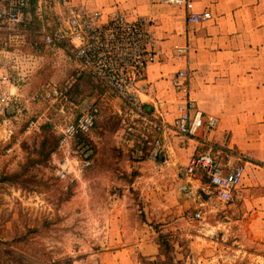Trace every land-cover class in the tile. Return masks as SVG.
I'll return each instance as SVG.
<instances>
[{"label":"rangeland","instance_id":"374dc122","mask_svg":"<svg viewBox=\"0 0 264 264\" xmlns=\"http://www.w3.org/2000/svg\"><path fill=\"white\" fill-rule=\"evenodd\" d=\"M36 4L30 0L33 24L49 0ZM53 29L49 20L31 31ZM40 53H29L24 69H8L22 78V96H13L0 116V264H264V248L256 241L245 245L244 214L230 209L232 200H218L206 184L201 217L185 208L177 187L178 171L188 162L183 142L173 145L166 162L152 160L146 145L126 142V107L111 90L63 45H43ZM47 84L66 100H33ZM91 106L98 108L97 122L82 150L92 163L65 188L49 163L57 127ZM249 180L246 174L242 185Z\"/></svg>","mask_w":264,"mask_h":264},{"label":"built area","instance_id":"2783aa9c","mask_svg":"<svg viewBox=\"0 0 264 264\" xmlns=\"http://www.w3.org/2000/svg\"><path fill=\"white\" fill-rule=\"evenodd\" d=\"M60 1L67 4L70 0ZM161 1L184 8L188 23H203L212 18L207 9L194 10L192 0ZM28 6L29 0H0V116L9 109L13 96H18L16 90L22 79L13 77L8 69H23L25 60L32 56L28 54L40 53L43 45L61 44L83 70L90 72L123 102L126 107L122 120L125 140L146 145L152 160L164 157L163 137L168 128L183 136H195L199 130L208 132L215 128L217 118H204L190 96L188 67L178 69L170 78L179 97L175 103L166 105L159 97L150 96L156 89L147 81L146 69L157 57V38L150 28L152 20L142 16L130 19L120 11L105 13L76 7L69 8L64 26L48 33H32L27 28ZM186 54V47H176L174 56ZM63 95L55 85L47 84L33 94L32 99L44 97L55 102L66 100ZM144 97H149L150 107L145 106ZM59 112L66 117L67 110L63 106ZM98 112L96 106L88 107L57 127V149L51 154L49 163L65 188L77 184L91 166L89 152L82 156L78 149H73V142L77 137L90 134ZM214 148L213 143H207L203 151L191 155L178 171L184 179L179 182L178 190L196 203V218L201 217V208L208 199L203 200L191 186L190 179L195 174L206 180L222 202L232 200L234 190L245 176L244 165L237 160L242 156L229 150L217 156Z\"/></svg>","mask_w":264,"mask_h":264},{"label":"crops","instance_id":"0c3cea01","mask_svg":"<svg viewBox=\"0 0 264 264\" xmlns=\"http://www.w3.org/2000/svg\"><path fill=\"white\" fill-rule=\"evenodd\" d=\"M41 1L36 0V7ZM192 2L194 10L207 9L212 18L203 23H188L184 8L161 0H70L67 4L49 0L44 17L35 13L40 15V23L33 24L29 0L27 24L31 30L40 29L50 20L55 21V28L62 27L69 8L76 7L105 13L120 11L130 19L142 16L152 20L150 28L157 38V57L146 69L147 81L156 89L150 96L159 97L166 105L175 103L179 97L170 78L178 69L188 67L190 96L204 118H217L214 129L199 130L195 136H173V130L168 128L163 137L164 162L173 145L181 141L187 146L182 149L185 162L195 150L203 151L210 142L218 149L217 156H223L225 148L264 163V0ZM176 47H186V56H174ZM28 61L23 63V69L31 63ZM16 91L22 96L20 89ZM144 100L145 106L150 107L149 97ZM167 119L171 121L170 117ZM238 159L250 180L234 190L230 209L244 214L245 245L256 241L264 248V167L242 157ZM177 178V185L184 181L179 173ZM203 180L195 174L190 184L205 200L207 183ZM182 196L185 208L190 206L195 211L196 203Z\"/></svg>","mask_w":264,"mask_h":264},{"label":"trees","instance_id":"16d2710c","mask_svg":"<svg viewBox=\"0 0 264 264\" xmlns=\"http://www.w3.org/2000/svg\"><path fill=\"white\" fill-rule=\"evenodd\" d=\"M101 83V82H100ZM96 126V125H95ZM95 128V127H94ZM93 128V129H94ZM58 137V136H57ZM88 137H87V135H83V136H80V137H77L76 139H75V141L73 142V149H77V148H79L80 150H82V149H84L85 147H87V150H88V146L86 145V144H88L89 142H88ZM56 146H57V142H56ZM56 146L52 149V153L56 150ZM51 153V154H52ZM82 154H85L84 152H81V155ZM83 156V155H82ZM91 157V155H89V158ZM245 159H246V161H251V162H253V163H256V164H258V165H260V166H263L264 167V163L263 162H260V161H257L256 159H254V158H251V157H248V156H245ZM165 246H167L166 244H165Z\"/></svg>","mask_w":264,"mask_h":264}]
</instances>
